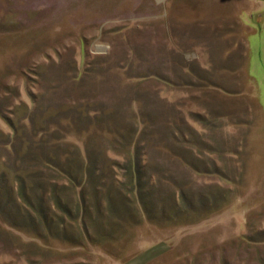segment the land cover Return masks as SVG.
<instances>
[{
	"label": "rangeland",
	"instance_id": "1",
	"mask_svg": "<svg viewBox=\"0 0 264 264\" xmlns=\"http://www.w3.org/2000/svg\"><path fill=\"white\" fill-rule=\"evenodd\" d=\"M0 264H264V0H0Z\"/></svg>",
	"mask_w": 264,
	"mask_h": 264
},
{
	"label": "crops",
	"instance_id": "2",
	"mask_svg": "<svg viewBox=\"0 0 264 264\" xmlns=\"http://www.w3.org/2000/svg\"><path fill=\"white\" fill-rule=\"evenodd\" d=\"M142 259V258H141Z\"/></svg>",
	"mask_w": 264,
	"mask_h": 264
}]
</instances>
